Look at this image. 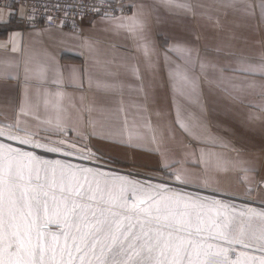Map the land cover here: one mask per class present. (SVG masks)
<instances>
[{"label": "crops", "instance_id": "1", "mask_svg": "<svg viewBox=\"0 0 264 264\" xmlns=\"http://www.w3.org/2000/svg\"><path fill=\"white\" fill-rule=\"evenodd\" d=\"M127 2L80 32L0 6V122L264 203V0Z\"/></svg>", "mask_w": 264, "mask_h": 264}, {"label": "snow or ice", "instance_id": "2", "mask_svg": "<svg viewBox=\"0 0 264 264\" xmlns=\"http://www.w3.org/2000/svg\"><path fill=\"white\" fill-rule=\"evenodd\" d=\"M37 136L19 123L0 125V137L9 141L52 153L78 151L67 140L42 143ZM39 165L45 166L43 176ZM78 173L105 175L41 161L0 143V264H241L229 256L231 245L258 251L259 258L246 259L264 264V232L246 243L242 229L239 238L231 236L232 229L221 231L214 238L230 247L214 250L201 242L206 229L193 225L190 209L197 205L163 195L171 191L166 185L137 187L115 177L128 185L117 192L98 182L93 188L87 175L82 183ZM175 178L180 181L181 175Z\"/></svg>", "mask_w": 264, "mask_h": 264}, {"label": "rangeland", "instance_id": "3", "mask_svg": "<svg viewBox=\"0 0 264 264\" xmlns=\"http://www.w3.org/2000/svg\"><path fill=\"white\" fill-rule=\"evenodd\" d=\"M0 125L5 126L6 124ZM15 131V129H13ZM37 139L45 141V138H51L52 140L64 139L67 140L68 144H75L78 152L83 155H87L89 160L92 162H84L79 159H73L67 156L58 154H45L43 151L33 150L28 148H22L19 145L11 144L13 147L19 148L21 151L30 152L36 157H39L41 161H60L66 165H72L74 170L79 169H92L93 173H103L105 175H93L92 173H78L81 176V182L83 183V176L87 175L88 182L95 188L98 182L100 187L103 188L105 184L109 188H114L117 192L120 186L128 187L123 181L114 179L115 177H126L128 181L137 182V187H145L151 183L141 181L140 178H147L166 182L167 187L171 191L163 193V195L169 198H180L184 203L195 204L196 208L190 209L192 212L193 225H199L204 227L206 230L201 234L202 243L207 245H213V248L224 247L229 248L230 246L223 240L217 237L221 231L227 232L232 229L231 236L239 238L241 229L244 233L245 242H249L248 238L251 236H259L264 232V203L259 202L252 195H234L216 190H211L199 186H193L184 184L183 182L176 180V175L167 173L162 170H142L134 167L119 166L111 162L106 158L92 153L88 147L81 140H77L70 134L65 132H37ZM23 135V133H17ZM7 145L5 142H0ZM34 148V147H33ZM26 163V162H25ZM109 166L115 167L112 169ZM41 170V175H44V165L38 166ZM117 168V169H116ZM60 169H56L57 175H59ZM106 172V173H105ZM118 173V174H117ZM48 175L51 176V169L49 168ZM151 185H154L153 183ZM152 191V189H146ZM220 193V194H219ZM127 194V193H126ZM131 203V201H130ZM251 204L252 209H248ZM226 226V227H225ZM233 226H235L233 228ZM196 239V237H193ZM234 251L229 252V256L232 259L239 258L241 264H251L250 260L246 258L257 257L261 255L258 251L246 249L238 245H231ZM256 264H259L257 259Z\"/></svg>", "mask_w": 264, "mask_h": 264}, {"label": "built area", "instance_id": "4", "mask_svg": "<svg viewBox=\"0 0 264 264\" xmlns=\"http://www.w3.org/2000/svg\"><path fill=\"white\" fill-rule=\"evenodd\" d=\"M0 6H21L23 28L45 24L76 32H80L83 18L127 15L131 11L127 0H0Z\"/></svg>", "mask_w": 264, "mask_h": 264}, {"label": "bare ground", "instance_id": "5", "mask_svg": "<svg viewBox=\"0 0 264 264\" xmlns=\"http://www.w3.org/2000/svg\"><path fill=\"white\" fill-rule=\"evenodd\" d=\"M83 19H87V18H83ZM68 29V28H67ZM5 142V143H7V144H9V143H13V144H15V145H19L20 147H22V148H28V149H33V150H36V148H33V146H31V145H21V144H19L18 142H16V141H9L6 137H0V142ZM40 142H45V141H40ZM37 150H39V149H37ZM69 149H65V151L64 152H61V153H52V152H48V151H45L44 149H41V150H39V151H43V153H45V154H58V155H64V156H67V157H70V158H73V159H79V160H81V161H84V162H92V161H90L89 160V158H88V156L87 155H83L82 153H80V152H78V151H75V152H73V154L72 155H67L66 154V152L68 151ZM85 157H87V158H85ZM106 173V172H105ZM118 174V173H117ZM140 180L141 181H144V182H148V183H153L154 185H168L166 182H162V181H156V180H153V179H147V178H140ZM220 194V193H219ZM250 207H252L251 206V204H249V206H248V209L250 208ZM250 209H252V208H250Z\"/></svg>", "mask_w": 264, "mask_h": 264}, {"label": "water", "instance_id": "6", "mask_svg": "<svg viewBox=\"0 0 264 264\" xmlns=\"http://www.w3.org/2000/svg\"><path fill=\"white\" fill-rule=\"evenodd\" d=\"M108 167H110V168H112V169H115V167H113V166H109V165H108ZM116 169H117V168H116Z\"/></svg>", "mask_w": 264, "mask_h": 264}]
</instances>
